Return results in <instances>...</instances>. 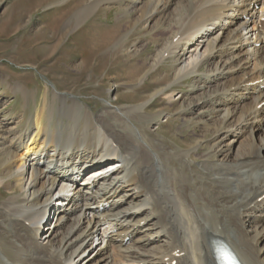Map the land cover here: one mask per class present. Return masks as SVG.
I'll return each mask as SVG.
<instances>
[{
  "label": "bare ground",
  "instance_id": "6f19581e",
  "mask_svg": "<svg viewBox=\"0 0 264 264\" xmlns=\"http://www.w3.org/2000/svg\"><path fill=\"white\" fill-rule=\"evenodd\" d=\"M112 5L128 15L126 39L145 31L156 47L149 68L117 62L115 80L140 90L132 82L170 61L152 98L166 100L183 122L195 120L199 132L170 153L153 138L170 111L148 114L154 100L117 107L116 97L95 114L55 89L26 124L22 114L13 127L0 123V189L12 194L0 204V264H96L101 258L85 263L88 249L100 256L108 247L118 262L105 256L104 264H216L218 243L242 264H264V137L253 136L264 123V0H88L75 16L80 21ZM119 33L89 26L76 78ZM129 47L137 57L144 50L138 40ZM184 79L192 80V106H182L191 98L175 100L170 88ZM26 88H14L25 101ZM228 137L242 140L234 151L221 146ZM172 157L179 167L170 165ZM62 193L70 196L65 207L57 202ZM136 234L144 236L127 245Z\"/></svg>",
  "mask_w": 264,
  "mask_h": 264
},
{
  "label": "rangeland",
  "instance_id": "374dc122",
  "mask_svg": "<svg viewBox=\"0 0 264 264\" xmlns=\"http://www.w3.org/2000/svg\"><path fill=\"white\" fill-rule=\"evenodd\" d=\"M39 1L0 0V123L4 122L3 124L7 123L12 126L10 122H15L22 114L24 116L22 125L26 124L27 118L34 112V107H39L46 97L50 98L52 89H55L59 95L64 96L66 99H77L95 114L101 112L104 107L110 106V103L115 102L116 97L120 100L118 104L120 106L116 105L117 107L137 104L142 100H154V107L148 109V114L157 113L167 108L170 111V114L166 117L167 119L160 118V121L157 120L161 127L157 129V134L153 135L155 141H160L164 147L167 145V147L173 149H170V153H173L176 150H181L182 148L179 146L185 144L187 140L194 138V133L199 132L195 120L183 122L179 116L180 114L173 112L171 105L166 100L157 95L152 98L155 93L153 85L168 74L170 61H166L157 68L152 69L147 79L142 83L132 82L135 85L139 84L137 88H140V90H131L129 87L121 85L122 82L115 80V78H119V74L114 70L117 62L122 63V65L127 62L129 64L147 65L148 58L152 56L156 48L152 36H149V33L145 31H138L133 35L128 33L130 40L126 39L123 29L128 15H126V11H122L124 9H121L118 5L108 6V10L102 11L100 9L93 14L87 13L85 17L78 21L77 16H75L78 13L77 10L85 6L88 0H52L51 3L46 5H41V1ZM66 11L70 12L60 17ZM58 15L60 19L57 21L56 27L54 26L55 29H46L55 21ZM93 23L101 27L115 28V30H120V33L97 54L93 63L87 62L81 77L76 78L77 66L83 62L82 60L87 59V49H85L87 47L84 46L83 40L89 26ZM151 25L154 26L153 23ZM136 40H138L139 46L144 49L138 57L133 55L132 48L129 47ZM51 43L54 44L52 45L54 47L50 49L49 44ZM126 52H130V56L126 55ZM102 59L104 62L99 63ZM147 67H150L149 64ZM18 84L27 87V92L30 93L27 101L23 100L24 97L20 89H14ZM129 84L132 86L131 82ZM168 85L169 82L163 84L164 87H168ZM191 85L192 80L184 79L170 87L175 90L174 93L177 95L175 100H179L181 96L191 98L190 101H185L182 106L188 103L191 104L190 106L196 104V99H194L195 102L192 100L194 95L190 92ZM262 85L264 91V84ZM49 98H46L47 101H50ZM174 108L179 109L180 107L177 105ZM57 119L54 118L55 123H57ZM60 119L58 122H60ZM166 120L168 121L166 122ZM139 127L141 126L135 125V128ZM261 128L259 129L260 132L258 131L253 135L256 140L262 138V136L264 137L263 122ZM260 135L261 137H259ZM208 136L206 135V137ZM230 140L231 137H228L221 143L222 147H227V151L230 148H234L232 150L234 151L235 146L242 141L240 139L233 143ZM206 150L208 149L203 147V152ZM174 154L176 156V153ZM262 154H264V150ZM189 163L193 171L198 173L200 168L198 161L191 160ZM179 164L177 157L171 158L170 165L179 167ZM85 174L87 175V172L78 177L77 183L86 179H82L86 176ZM190 174L194 175L193 172ZM0 191L4 193L3 196L0 194L1 204L12 194L5 189H0ZM61 230L63 228L58 229V227H55V232ZM143 236V234L134 235L127 242V245L134 244L137 238ZM103 249H101L100 256L95 252L92 254L91 249H88L86 255H88V252L90 255L85 263L94 258L95 260L101 258V261L96 264H104L102 260L105 256L108 262L110 260L118 262V257L114 255L116 250L113 247L105 248V251ZM92 263L94 264L93 261L89 264Z\"/></svg>",
  "mask_w": 264,
  "mask_h": 264
}]
</instances>
